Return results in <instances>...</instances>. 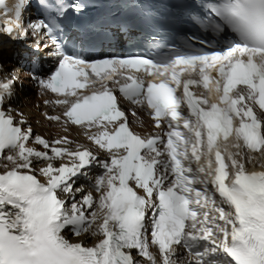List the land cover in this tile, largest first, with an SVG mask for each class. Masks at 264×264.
I'll return each mask as SVG.
<instances>
[{
  "label": "snow or ice",
  "instance_id": "obj_1",
  "mask_svg": "<svg viewBox=\"0 0 264 264\" xmlns=\"http://www.w3.org/2000/svg\"><path fill=\"white\" fill-rule=\"evenodd\" d=\"M29 6L0 0L15 17L3 32L50 49L54 70H32L59 113L44 115L95 149L34 135L9 106L18 76L0 78V264H264V170H249L264 169V0L209 3L208 38L160 59L71 52L57 34L83 7L39 0L48 15L23 24ZM123 101L159 131H135Z\"/></svg>",
  "mask_w": 264,
  "mask_h": 264
},
{
  "label": "bare ground",
  "instance_id": "obj_2",
  "mask_svg": "<svg viewBox=\"0 0 264 264\" xmlns=\"http://www.w3.org/2000/svg\"><path fill=\"white\" fill-rule=\"evenodd\" d=\"M10 50L6 47L0 48V64L3 65L5 70L8 69L9 64L12 62L9 58ZM19 75L23 79L24 85H26L27 94L24 95L23 91L17 87L16 91V101L12 102L10 105L16 112L23 113L24 117L27 119L28 123L31 125L33 129L34 135H40L46 139L55 138L57 135H61L63 133L62 126L58 122L53 121H46L44 117L40 114L38 108V104L41 105L42 99L36 98L33 87L28 85L29 82L27 81L26 74ZM28 85V86H27ZM44 108V107H43ZM73 134L79 138V134L73 129ZM87 187V183L78 184L76 185ZM77 238H73L75 241ZM87 239V238H86Z\"/></svg>",
  "mask_w": 264,
  "mask_h": 264
},
{
  "label": "rangeland",
  "instance_id": "obj_3",
  "mask_svg": "<svg viewBox=\"0 0 264 264\" xmlns=\"http://www.w3.org/2000/svg\"><path fill=\"white\" fill-rule=\"evenodd\" d=\"M12 60V59H11Z\"/></svg>",
  "mask_w": 264,
  "mask_h": 264
}]
</instances>
